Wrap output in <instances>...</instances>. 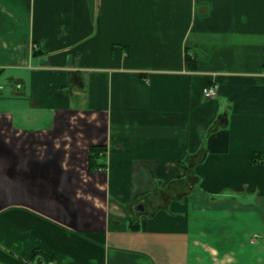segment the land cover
<instances>
[{
  "label": "crops",
  "instance_id": "1",
  "mask_svg": "<svg viewBox=\"0 0 264 264\" xmlns=\"http://www.w3.org/2000/svg\"><path fill=\"white\" fill-rule=\"evenodd\" d=\"M0 106V264H264V0H0Z\"/></svg>",
  "mask_w": 264,
  "mask_h": 264
},
{
  "label": "built area",
  "instance_id": "2",
  "mask_svg": "<svg viewBox=\"0 0 264 264\" xmlns=\"http://www.w3.org/2000/svg\"><path fill=\"white\" fill-rule=\"evenodd\" d=\"M202 93H203V96L206 98L214 97L217 94V89L213 85L207 86L203 88ZM46 264H58V263L54 260H50Z\"/></svg>",
  "mask_w": 264,
  "mask_h": 264
},
{
  "label": "water",
  "instance_id": "3",
  "mask_svg": "<svg viewBox=\"0 0 264 264\" xmlns=\"http://www.w3.org/2000/svg\"><path fill=\"white\" fill-rule=\"evenodd\" d=\"M137 210H142L143 209V204H137L135 207Z\"/></svg>",
  "mask_w": 264,
  "mask_h": 264
},
{
  "label": "rangeland",
  "instance_id": "4",
  "mask_svg": "<svg viewBox=\"0 0 264 264\" xmlns=\"http://www.w3.org/2000/svg\"><path fill=\"white\" fill-rule=\"evenodd\" d=\"M4 107L3 106H0V109H3Z\"/></svg>",
  "mask_w": 264,
  "mask_h": 264
}]
</instances>
